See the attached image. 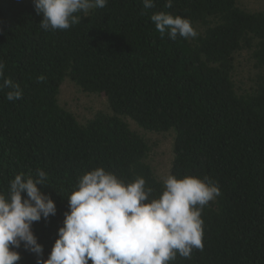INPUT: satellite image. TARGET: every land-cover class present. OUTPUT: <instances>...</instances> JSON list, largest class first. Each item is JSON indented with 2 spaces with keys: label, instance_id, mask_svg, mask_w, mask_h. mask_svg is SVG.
Instances as JSON below:
<instances>
[{
  "label": "trees",
  "instance_id": "1",
  "mask_svg": "<svg viewBox=\"0 0 264 264\" xmlns=\"http://www.w3.org/2000/svg\"><path fill=\"white\" fill-rule=\"evenodd\" d=\"M108 0L68 30L40 27L33 0H0V60L22 99L0 91V191L21 172L48 174L39 186L56 215L32 231L47 259L78 177L97 167L126 182L142 176L153 196L162 180L140 128L173 135L169 173L208 177L221 195L203 209V251L172 264H264V11L239 0ZM158 11L192 21L195 39L161 38ZM249 58L238 78V58ZM45 80L37 82V77ZM105 96L109 112L81 123L59 104L64 79ZM26 196V193H22ZM16 264H36L19 249Z\"/></svg>",
  "mask_w": 264,
  "mask_h": 264
},
{
  "label": "clouds",
  "instance_id": "2",
  "mask_svg": "<svg viewBox=\"0 0 264 264\" xmlns=\"http://www.w3.org/2000/svg\"><path fill=\"white\" fill-rule=\"evenodd\" d=\"M108 0H33L39 23L45 31L68 30L87 17L90 10L104 8ZM173 0H166L165 8ZM145 9L155 8V0H142ZM161 38L195 39L199 33L190 19L158 11L150 16ZM44 75L37 77L43 82ZM6 100L22 99L18 83L5 76L0 60V91ZM48 174L40 168L21 172L0 191V264H16L23 248L34 254L36 264H172L177 256L190 258L193 250L203 251V209L221 195L217 183L208 177L162 178L161 192L145 178L126 182L111 171L97 167L78 177L67 197L68 210L58 229L47 259L43 246L32 231L34 222L56 215L54 200L39 186H46ZM26 193V196H22Z\"/></svg>",
  "mask_w": 264,
  "mask_h": 264
},
{
  "label": "rangeland",
  "instance_id": "3",
  "mask_svg": "<svg viewBox=\"0 0 264 264\" xmlns=\"http://www.w3.org/2000/svg\"><path fill=\"white\" fill-rule=\"evenodd\" d=\"M240 4L248 9L263 10L264 0H239ZM245 52L238 58V78L245 80L248 77L249 58ZM59 104L74 114L81 123L94 116L98 111L109 112V106L104 95L81 90L71 80L64 79L58 93ZM130 127L139 132L150 145L148 162L155 174L162 180L169 174L172 159L173 135L169 132L157 133L144 130L132 120H128Z\"/></svg>",
  "mask_w": 264,
  "mask_h": 264
}]
</instances>
